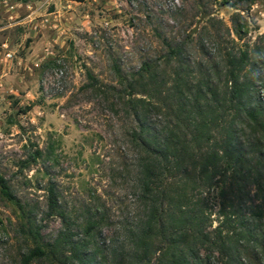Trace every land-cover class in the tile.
Instances as JSON below:
<instances>
[{
	"label": "rangeland",
	"instance_id": "374dc122",
	"mask_svg": "<svg viewBox=\"0 0 264 264\" xmlns=\"http://www.w3.org/2000/svg\"><path fill=\"white\" fill-rule=\"evenodd\" d=\"M177 45L183 56L167 62ZM242 51L249 54L242 79L264 103V0H0V174L34 210L46 238L63 228L59 217L46 216L51 183L78 234L83 221L98 216L96 242L108 245L101 255L114 264L111 245H122L143 211L132 120L112 104L111 92L91 86L88 73L118 85L158 61L171 79L184 61L203 79L224 67L228 53ZM240 127L246 150L256 148L253 164L264 161L263 130ZM37 148L53 149L52 156L21 166ZM20 217L0 192V264H23L32 244Z\"/></svg>",
	"mask_w": 264,
	"mask_h": 264
},
{
	"label": "trees",
	"instance_id": "16d2710c",
	"mask_svg": "<svg viewBox=\"0 0 264 264\" xmlns=\"http://www.w3.org/2000/svg\"><path fill=\"white\" fill-rule=\"evenodd\" d=\"M182 56L180 46H171L166 60ZM180 63L167 79L158 61H146L118 85L99 84L88 73L91 86L111 92L112 104L124 106L132 120L131 158L138 165L143 211L125 229L122 245H111L118 253L114 264H264V161L253 164L249 153L256 148L246 150L240 129L247 123L263 130L258 151L264 159V103L253 83L242 79L249 54L228 53L224 67L203 79ZM52 153L37 148L21 166ZM46 190V216L63 224L49 238L0 174V192L19 209L20 230L32 241L22 263L105 264L101 250L108 245L96 242L98 216L83 221L80 235L62 207L59 187L51 183ZM215 190L218 201L211 198Z\"/></svg>",
	"mask_w": 264,
	"mask_h": 264
}]
</instances>
